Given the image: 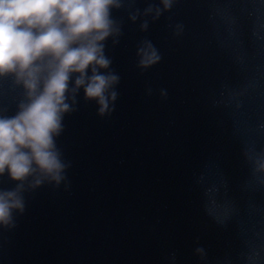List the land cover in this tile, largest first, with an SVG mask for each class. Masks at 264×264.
Here are the masks:
<instances>
[{
	"label": "water",
	"instance_id": "95a60500",
	"mask_svg": "<svg viewBox=\"0 0 264 264\" xmlns=\"http://www.w3.org/2000/svg\"><path fill=\"white\" fill-rule=\"evenodd\" d=\"M104 54L116 99L101 115L82 88L68 93L61 180L23 182L0 264H264V130ZM24 98L0 78V115ZM16 186L0 175V190Z\"/></svg>",
	"mask_w": 264,
	"mask_h": 264
},
{
	"label": "clouds",
	"instance_id": "9594fccd",
	"mask_svg": "<svg viewBox=\"0 0 264 264\" xmlns=\"http://www.w3.org/2000/svg\"><path fill=\"white\" fill-rule=\"evenodd\" d=\"M164 4L170 7V0ZM120 6V0H0V78L11 77L25 97L14 115H0V175L17 182L0 190V225H13V212H23L21 188L30 176L61 180L54 137L72 110L68 93L74 99L82 88L101 115L109 110V95L116 99L109 90L119 77L100 69L110 67L104 42L113 32L112 9ZM140 55L143 67L160 59L151 44Z\"/></svg>",
	"mask_w": 264,
	"mask_h": 264
}]
</instances>
